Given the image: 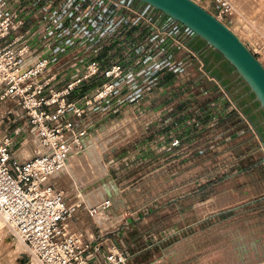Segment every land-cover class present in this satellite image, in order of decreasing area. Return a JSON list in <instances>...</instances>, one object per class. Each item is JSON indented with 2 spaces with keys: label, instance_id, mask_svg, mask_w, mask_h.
Returning <instances> with one entry per match:
<instances>
[{
  "label": "rangeland",
  "instance_id": "1",
  "mask_svg": "<svg viewBox=\"0 0 264 264\" xmlns=\"http://www.w3.org/2000/svg\"><path fill=\"white\" fill-rule=\"evenodd\" d=\"M193 1L219 16L264 66V0H227L231 14L221 16L216 0ZM139 3L132 2L134 6ZM48 10L37 15L35 28L44 27ZM74 20L60 23L59 28L67 30ZM100 25L90 23L85 30H72L74 35L66 43L75 42L76 49L84 43L96 49L100 45L105 52H93L89 47L80 56L86 61L96 58L109 68L121 65L122 74L125 57L133 60L134 67L128 69L132 77L128 92L122 93L125 83L119 81L120 95L107 98L85 120L92 121L94 127L78 151L87 150L86 142L93 138L99 146H95L99 164L69 157L63 172L52 180L68 204L80 206L69 220L80 230L74 233L84 238L101 234L103 243L124 250L128 264H264V111L249 87L217 51L191 32L189 36L207 49L197 54L205 73L215 61L222 62L221 68L211 72L219 87L214 85L216 90L207 94L203 83L209 82L207 76L202 80L190 75L183 78L187 70L183 73L169 67L161 76L152 68L147 71L156 61L152 55L142 64L141 55L132 52L130 57L131 51L109 53L112 46L118 50L131 40L146 42L147 37L152 38L151 32L135 31L131 38L129 30L108 22ZM94 28L102 29L98 39L91 35ZM158 41L163 47L169 44L166 39ZM222 95L229 99L228 106L219 102ZM8 110L17 108L9 102L0 103V113ZM10 121L0 126L1 135L13 138L15 156L29 160L36 150L34 138L28 131L17 130L22 121L12 123V117ZM220 129L222 139L217 135ZM174 141L178 145L172 146ZM190 171L198 178L199 193L194 198L198 202L197 226L191 225L195 215L190 213V198L178 187L188 180ZM104 186L114 187L117 193L110 191L112 196L104 200ZM106 202L110 207L103 210ZM0 234V264H27L24 247L11 234Z\"/></svg>",
  "mask_w": 264,
  "mask_h": 264
},
{
  "label": "built area",
  "instance_id": "2",
  "mask_svg": "<svg viewBox=\"0 0 264 264\" xmlns=\"http://www.w3.org/2000/svg\"><path fill=\"white\" fill-rule=\"evenodd\" d=\"M216 1L220 16L231 14L229 1ZM132 2L92 0L74 24L63 30L59 27L66 17L60 16L61 11L52 15L53 9L49 8L44 27L35 28L39 23L37 15L47 11L46 6L36 7L30 1L22 4V0H0V103L9 102L17 108L0 113V126L5 120L11 123L10 117L12 123L22 121L17 130L28 131L41 149L33 151L29 160L21 161L13 153V138L0 132V220L11 236L23 244L27 264H128L124 250L103 243L101 234L97 238L94 235L84 238L70 230L69 220L80 206L68 204L63 192L52 184L55 176L63 172L70 155L83 149L94 127L92 121L85 122L86 118H91L102 102L117 93L112 81L120 78L121 66L114 64L103 73L96 58L85 59L78 76L60 90L54 86L60 74L53 66L67 51L71 42H66L76 24L92 17L94 12L101 16L114 7L119 16L126 11L140 18L142 27L151 32V41L159 44L158 40L166 39L167 53L175 49L184 51L188 58L198 62L202 72L203 63L187 45L190 31L168 20L160 11L141 2L134 6ZM215 18L219 20V16ZM27 24L32 26L28 28ZM58 43L57 49H53L52 45ZM86 46L84 43L78 48ZM101 73L107 81L90 97L81 102L68 99L81 82ZM176 145L178 141L172 143ZM109 207L110 202H106L103 210ZM93 213L90 211V216Z\"/></svg>",
  "mask_w": 264,
  "mask_h": 264
},
{
  "label": "crops",
  "instance_id": "3",
  "mask_svg": "<svg viewBox=\"0 0 264 264\" xmlns=\"http://www.w3.org/2000/svg\"><path fill=\"white\" fill-rule=\"evenodd\" d=\"M29 1L31 2V4H34L36 7L44 5L48 9L49 8H51V10L53 9L52 11L50 10L52 15L55 13V11H58V12L61 11L62 12L63 8H64V10H66L68 8L66 13H65L66 14L65 15L66 21L74 20L75 18H77L79 16L78 14L82 8L85 9L90 3L92 4V0H22V4H26ZM115 9L116 8L111 7L108 12H106L104 15L102 14L101 16L99 15V12H94L92 17H87L86 20H84L83 22H79L78 24H76L75 28H74L75 29L74 32H76L78 30V28H84L83 30H85V27L87 25L89 26L91 22L92 23L95 22V27H97V26L100 27L101 22L102 23L108 22L110 24L117 26L118 28H123V29L129 30L130 31V32H128L129 35L135 31L138 32L139 34H140V31L147 32V33L149 32V29L147 30V29H145V27H142L143 22L140 20V18H138L137 16H134V15H131L130 13H128L126 11L121 16H119V14L116 11L117 9L116 10ZM56 17H59V16H56ZM52 18H54V17H52ZM105 20H107V21H105ZM138 23H139V26L137 25ZM101 30L102 29H95L94 28V31L91 32V35L94 36V39H98L96 36L99 35ZM74 32H71L70 36H73ZM81 34H83V32H81ZM105 34H107V33H105ZM148 34L151 35V33H148ZM129 35L127 34L126 37L129 38ZM132 37H134V33H133V35H131V38ZM156 43L154 41H151L149 37H147L146 42H145V39H142V40L137 39V40H133V41L131 40L130 43L124 45L125 47H119L118 50H115L116 47L112 46L111 49L113 51L110 49L109 53H114L116 51H117L116 53H119V51H121V52L125 51V54H126V53H129L131 51L130 57L132 56V52L134 54L136 53L137 55H141V63L142 64H144L143 61H145L146 58H148L150 55H152V57H155L156 61L153 62L155 64L152 67H149V69L147 71H149L152 68V70L157 71L158 75L160 73L162 76L167 69L165 67H169L170 69L173 68V69L183 70V73H185L184 71L187 70L185 74L182 73L183 75L181 77L185 78L186 76L190 75L192 79H194V77H196L197 80H202L206 76H207V78L209 77L208 78L209 82L206 83L205 80H203V83H205V87H206V91H205L206 94L213 91V90H216V87L214 85H217V87H219L217 81L211 75V72L213 70H216L217 68H221L222 62L220 60L215 61V63H213V67L207 73H205L203 71L204 69L201 72V70L199 69L198 62L192 58H188L184 51L175 49V50L167 53L165 51L166 47H163V45L161 46V44H158V43L156 44ZM138 44H142L141 46H143V47L142 48L138 47ZM58 45H59V43L54 44V45H52V48L57 49L56 47H58ZM68 45H69V47L67 48V51L65 52V54L63 53V56H60L59 60L53 66L54 71L60 74V76L58 77V79L54 83V86L56 87L57 90L63 88L68 82H71L72 80H74L77 77V74L80 73V71L82 70L84 63H85V58L80 56V55L82 53L84 54V52L85 53L88 52L89 47H90V49L94 50L93 52L100 50L101 53H103V51H104L103 49H101L100 45H98L97 49L95 47H93V45H89V46H86L84 48H77V49L75 48V45H72L71 43ZM187 45L191 51H193L197 54H200V55L203 52L207 51V49H205L204 47L201 46V44H200L199 40H197V38L190 37L188 42H187ZM197 45H200L201 47L199 49H196ZM116 53H114V54H116ZM130 59L125 57L124 63L122 65V68H123L122 76L120 78H117V79L112 81V82H114L115 85H117V84L122 85L123 83H125L124 88L126 91L123 89L122 93L128 92L127 89H128V86L130 85L129 83L132 81V77L130 75L131 72H128V69L134 67V63H133V60H130ZM101 63L100 64H101L102 70H105V68H109L108 66H105V62H101ZM227 65L228 64H226V66ZM69 67H71L72 69L71 70L67 69ZM128 74L130 76H128ZM101 78L102 79L97 80L98 77H94V78H91V79H88V80L81 82V84L78 85V87H76L77 90L75 89V91L68 97V99L71 101H75V102H81L85 97L90 96L98 86H99L98 88H100L107 81L105 78H103V76ZM125 78H126V80H124ZM225 78H226V76L222 77L220 80L225 79ZM94 79H96V80H94ZM186 79H189V78H186ZM181 80H182V78H181ZM211 80L214 81V84L211 83ZM119 81H122V84L118 83ZM93 84L95 87L90 88V85H93ZM190 84H191V82L189 83V85ZM59 85H60V87H59ZM118 94L120 95V93L118 92V93L114 94L113 96H111L109 99L112 100V99L117 98V96H119ZM219 102L222 103L221 104L222 106L228 104L223 95L220 97ZM217 133H218L217 134L218 139H222L224 136L223 130L220 129ZM91 141H93L95 144V140L93 138L91 139ZM95 146L99 147L96 144H95ZM188 177H189V178H187L188 180L185 182L181 181L179 183L178 187H179L180 193H182V194L187 193L186 196L187 197L189 196V198H190V213H191V215L192 214L195 215L194 216L195 220H193V224H191V225L195 224L197 226L198 223L200 222L197 218L198 202H197V199H194V198L197 197L198 193H199L198 178H197V174L194 172L192 173V171H190ZM96 216L97 217L101 216L100 211H99V215H96ZM72 221H70V223L68 224L70 230L72 232L80 231L78 229V225L75 223L73 224Z\"/></svg>",
  "mask_w": 264,
  "mask_h": 264
},
{
  "label": "water",
  "instance_id": "4",
  "mask_svg": "<svg viewBox=\"0 0 264 264\" xmlns=\"http://www.w3.org/2000/svg\"><path fill=\"white\" fill-rule=\"evenodd\" d=\"M178 22L217 51L249 87L264 111V66L225 24L193 0H138Z\"/></svg>",
  "mask_w": 264,
  "mask_h": 264
},
{
  "label": "bare ground",
  "instance_id": "5",
  "mask_svg": "<svg viewBox=\"0 0 264 264\" xmlns=\"http://www.w3.org/2000/svg\"><path fill=\"white\" fill-rule=\"evenodd\" d=\"M33 141H34V146L36 147V149L38 150V151H40L41 149H40V146H39V144H38V142H37V140L34 138L33 139ZM84 149H87V150H85V151H76L75 150V152H73L72 154H71V156H70V158L73 160V159H75V160H77V161H79L78 159L79 158H81V159H84V158H88L90 161H93L95 164H97V162H98V164H99V159H100V155H99V153L96 151V147H95V145L91 142V139H89V140H87V142H86V145H85V148ZM30 155V154H29ZM28 158H30V156L28 157ZM27 158V159H28ZM88 160V161H89ZM84 161H86V160H83V161H81V162H84ZM97 161V162H96ZM73 162V161H72ZM85 163V162H84ZM87 164H88V162H86ZM85 163V164H86ZM72 164V163H71ZM74 164V163H73ZM77 164H78V162H77ZM83 164V163H82ZM79 165V164H78ZM95 166V165H94ZM70 167H72V165L70 166ZM90 167V166H89ZM92 167V166H91ZM74 168V167H73ZM75 169V168H74ZM91 169V168H90ZM73 170V169H72ZM75 173H76V169H75ZM74 173V174H75ZM79 180V179H78ZM77 181V180H76ZM103 191L105 192V194L107 195V197L104 199V200H108V198L109 197H111L112 195H111V193L114 195V193H117V190L114 188V187H110V189H108L106 186H104L103 187ZM110 191H111V193H110ZM101 196V195H100ZM102 197V196H101ZM103 208V207H102ZM0 225H1V228H0V232H2V234L4 235V234H10V232H9V230L7 229V227L2 223V221L0 220ZM0 238H1V234H0ZM13 240H15V241H17V242H19L22 246H23V244L19 241V240H17L16 238H14L13 237ZM24 247V246H23ZM19 248V247H18ZM154 264H156V263H154Z\"/></svg>",
  "mask_w": 264,
  "mask_h": 264
}]
</instances>
